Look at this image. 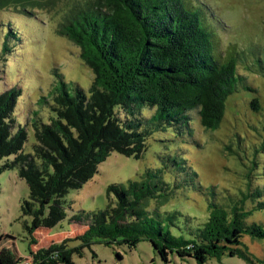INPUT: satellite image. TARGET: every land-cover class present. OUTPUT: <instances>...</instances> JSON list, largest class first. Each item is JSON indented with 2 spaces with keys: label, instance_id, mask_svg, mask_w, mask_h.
<instances>
[{
  "label": "trees",
  "instance_id": "16d2710c",
  "mask_svg": "<svg viewBox=\"0 0 264 264\" xmlns=\"http://www.w3.org/2000/svg\"><path fill=\"white\" fill-rule=\"evenodd\" d=\"M55 1L0 0V9L14 4L27 13ZM72 1L57 30L81 48V59L94 72L89 92L59 75L49 95L55 116L45 123L34 113L32 153L24 151L28 132L14 118L21 91L12 87L0 93V174L16 167L28 184L29 198L21 209L32 216L26 226L31 244L37 243L36 231L67 217L66 195L91 180L113 151L139 158L154 129L193 132L194 111L203 127L217 129L227 97L241 78L244 51L232 43L223 47L212 15L196 1ZM6 35L15 38L17 32L11 27ZM4 49L10 51L7 44ZM40 103L50 101L43 97ZM258 103L253 101L255 109ZM162 172L148 169L140 180L111 184L105 209L83 210L71 218L87 226L76 237L81 246L71 247L70 239H64L37 251L31 248L32 260L26 264H73V255H82L95 239L130 249L147 239L166 262L177 253L198 264L223 255L264 264L244 241L245 236L264 240V224L251 220L264 209L258 192H244L227 203L210 200L201 226L174 234L171 226L181 213L164 209L174 189Z\"/></svg>",
  "mask_w": 264,
  "mask_h": 264
},
{
  "label": "rangeland",
  "instance_id": "374dc122",
  "mask_svg": "<svg viewBox=\"0 0 264 264\" xmlns=\"http://www.w3.org/2000/svg\"><path fill=\"white\" fill-rule=\"evenodd\" d=\"M85 1V0H76ZM211 16L221 43H230L244 51L239 64L241 77L236 89L226 100V111L219 127L206 129L196 111L192 112L193 132H178L173 127L156 130L147 137V147L139 158L113 151L99 165L94 177L79 189L66 195L67 217L57 226L35 232L37 241L27 225L32 216L24 215L21 204L29 198L27 182L18 169L10 168L0 174V264H26L32 260L31 248L37 251L52 242L70 239L71 247L81 246L76 237L87 226L71 222L73 215L85 210L105 209L109 202L111 184L140 180L148 169H162L163 179L174 189L164 209L181 213L171 226L174 234L189 233L201 226L208 217L210 200L224 203L237 200L244 192L259 193L264 202V0H193ZM72 0L55 1L44 9L34 8L26 13L21 6L0 9V93L12 87L21 92L17 98L14 118L25 127L28 140L24 151L32 153L36 143L33 127L34 113L42 122L55 116L51 109L50 92L59 81L78 84L84 91L94 79V72L81 59V48L58 33L63 14ZM17 37H7L10 28ZM9 46V52L4 45ZM43 97L49 104H41ZM258 101V109L252 105ZM146 115H149L146 112ZM10 156L8 160H13ZM7 159L1 161L3 163ZM247 202V207L253 206ZM251 220L264 224V209ZM250 251L264 258V240L245 236ZM73 264H198L193 257L177 253L164 261L150 240H142L130 249L126 244L108 245L95 239L85 246L82 255H73ZM206 264H251L239 256L223 255Z\"/></svg>",
  "mask_w": 264,
  "mask_h": 264
}]
</instances>
